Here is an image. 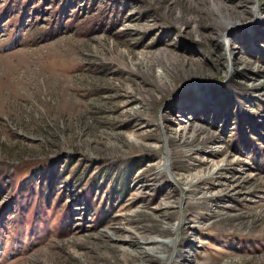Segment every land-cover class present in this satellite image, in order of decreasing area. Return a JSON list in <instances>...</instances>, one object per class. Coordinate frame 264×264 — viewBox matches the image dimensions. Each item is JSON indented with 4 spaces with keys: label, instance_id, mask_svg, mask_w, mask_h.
Here are the masks:
<instances>
[{
    "label": "rangeland",
    "instance_id": "obj_1",
    "mask_svg": "<svg viewBox=\"0 0 264 264\" xmlns=\"http://www.w3.org/2000/svg\"><path fill=\"white\" fill-rule=\"evenodd\" d=\"M175 229L169 264H264V0H0V264Z\"/></svg>",
    "mask_w": 264,
    "mask_h": 264
},
{
    "label": "bare ground",
    "instance_id": "obj_2",
    "mask_svg": "<svg viewBox=\"0 0 264 264\" xmlns=\"http://www.w3.org/2000/svg\"><path fill=\"white\" fill-rule=\"evenodd\" d=\"M229 24V23H228ZM229 28L231 29L232 27H235L233 24H229ZM227 26V25H226ZM228 28V27H227ZM228 29L224 31L225 34H223V38L226 39V33L228 32ZM223 31V30H222ZM166 168L170 170L171 165L170 163L166 162ZM112 238H117L116 232H112L110 235ZM173 236L170 238L168 241H159V240H151L150 244L147 245H153V248H146L148 251L153 254H160L161 262L163 264H169L172 261V258L175 257V254H177L176 246H177V241H178V229H175L173 231ZM148 247V246H147ZM144 246L141 247L142 250L138 251L139 253L137 254L138 258L143 260V263H149L150 257L148 255V252L144 251L145 250Z\"/></svg>",
    "mask_w": 264,
    "mask_h": 264
},
{
    "label": "trees",
    "instance_id": "obj_3",
    "mask_svg": "<svg viewBox=\"0 0 264 264\" xmlns=\"http://www.w3.org/2000/svg\"><path fill=\"white\" fill-rule=\"evenodd\" d=\"M39 217H41L42 218V216H39ZM39 217H36V219L34 220V223H35V231H34V233H32V234H30L29 235V240H34V239H36L37 238V236H38V233H39V231H38V222H41V219H39ZM71 219V217H68V219ZM69 219V220H70ZM69 222V221H68ZM45 227V226H44ZM67 224H66V227L64 228V225H62V229H64V231H63V234L64 235H66V234H68L67 233ZM26 231H27V227H26V225L24 224L23 225V228H22V230H21V232H19L22 236L26 233ZM37 232V233H36ZM48 232L47 231V229H44V231H43V233H44V235L42 236V238H44L45 237V235H46V233ZM42 242H44L43 241V239H42Z\"/></svg>",
    "mask_w": 264,
    "mask_h": 264
}]
</instances>
